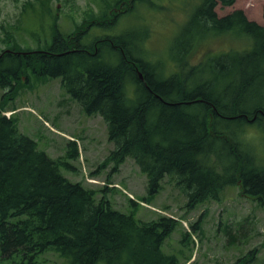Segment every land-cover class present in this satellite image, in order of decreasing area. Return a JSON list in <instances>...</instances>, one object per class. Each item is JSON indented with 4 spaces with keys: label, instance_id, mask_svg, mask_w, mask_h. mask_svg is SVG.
Wrapping results in <instances>:
<instances>
[{
    "label": "trees",
    "instance_id": "obj_1",
    "mask_svg": "<svg viewBox=\"0 0 264 264\" xmlns=\"http://www.w3.org/2000/svg\"><path fill=\"white\" fill-rule=\"evenodd\" d=\"M234 1L197 0L172 36L165 62L133 50L134 39L126 41L129 32L117 23L109 28L119 32L87 42L86 32L77 30L55 33L47 49L25 54L2 49L0 87L11 90L23 68L59 77L86 114L98 113L105 121L118 162L131 157L145 174L147 195L159 192L169 176L192 206L218 199L224 187L239 180L244 193L264 205V156L253 143L257 134L246 133L252 124L264 131V101L243 108L247 97L264 91V24L248 19L242 9L217 14L218 3ZM135 30L141 44L148 33ZM220 33L248 38L249 44L214 51L197 64L188 61L198 40ZM158 63H169L171 70L164 72ZM68 146L66 156L76 158L75 141ZM60 165L71 168L38 149L0 111L2 259L34 264L52 250L67 264H180L162 249L177 225L173 217L143 221L115 209L92 188L67 179Z\"/></svg>",
    "mask_w": 264,
    "mask_h": 264
},
{
    "label": "rangeland",
    "instance_id": "obj_2",
    "mask_svg": "<svg viewBox=\"0 0 264 264\" xmlns=\"http://www.w3.org/2000/svg\"><path fill=\"white\" fill-rule=\"evenodd\" d=\"M196 2L0 0V50L47 49L55 33L75 34L77 30L86 32L83 40L87 42L95 36L119 32L109 28L117 23V28L129 32L123 36L126 41L134 39L130 43L133 50L141 48L146 51L144 57L148 54L152 60L165 62L172 36ZM263 8L264 0H235L231 5L215 6L218 15L242 9L248 19L260 24H264ZM118 13L122 15L116 20ZM101 19L104 21L98 26ZM142 27L148 35L142 36L140 44L137 38L141 36L135 29ZM248 44V38L238 35H209L195 43L188 61L197 64L214 51ZM162 69L169 72L171 66L167 63ZM262 101L264 91L247 97L243 108L249 110ZM0 111L13 119L21 133L34 139L38 149L51 158L67 161L71 168L60 165V172L70 181L92 188L97 199L108 200L111 207L132 212L143 221L159 215L173 217L177 225L162 249L175 254L180 264H264V205L256 196L244 193L239 180L224 187L218 199L209 198L192 206L169 176L162 179L159 192L147 195L145 174L131 157L118 162L111 154L114 144L108 139L105 121L98 113L86 114L65 92L59 77L41 76L23 68L11 90L0 87ZM246 133L257 134L253 143L264 156V131L252 124ZM69 140L75 141L76 158L66 156ZM0 264L11 261L0 255ZM34 264L67 263L49 250L39 254Z\"/></svg>",
    "mask_w": 264,
    "mask_h": 264
},
{
    "label": "water",
    "instance_id": "obj_3",
    "mask_svg": "<svg viewBox=\"0 0 264 264\" xmlns=\"http://www.w3.org/2000/svg\"><path fill=\"white\" fill-rule=\"evenodd\" d=\"M5 51H10V52H12V53H21V54H25V53H29L30 51H11V50H9V49H6Z\"/></svg>",
    "mask_w": 264,
    "mask_h": 264
},
{
    "label": "bare ground",
    "instance_id": "obj_4",
    "mask_svg": "<svg viewBox=\"0 0 264 264\" xmlns=\"http://www.w3.org/2000/svg\"><path fill=\"white\" fill-rule=\"evenodd\" d=\"M10 50V49H9ZM12 51V50H11ZM139 77H140V79H142V73L141 72H139ZM201 99H199V98H197V99H195V100H193L194 102H196V101H200ZM8 117V116H7Z\"/></svg>",
    "mask_w": 264,
    "mask_h": 264
}]
</instances>
